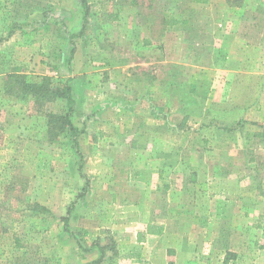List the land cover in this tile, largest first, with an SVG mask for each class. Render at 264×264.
I'll list each match as a JSON object with an SVG mask.
<instances>
[{
	"label": "rangeland",
	"instance_id": "374dc122",
	"mask_svg": "<svg viewBox=\"0 0 264 264\" xmlns=\"http://www.w3.org/2000/svg\"><path fill=\"white\" fill-rule=\"evenodd\" d=\"M86 1L0 0V264H264V0Z\"/></svg>",
	"mask_w": 264,
	"mask_h": 264
},
{
	"label": "trees",
	"instance_id": "16d2710c",
	"mask_svg": "<svg viewBox=\"0 0 264 264\" xmlns=\"http://www.w3.org/2000/svg\"><path fill=\"white\" fill-rule=\"evenodd\" d=\"M82 2V6L83 8L85 9V15H84V18H83V21H84V26L81 30V33L82 31L85 29V25L86 23L88 22V13H89V10H88V4H87V1L86 0H81ZM32 86L33 88H39L40 86L38 84H33V85H30ZM59 95L61 97H64L67 101V104L69 106V114L64 117V125L68 128L69 132H70V135L72 136L73 138V143L75 145V149L76 151L79 153V155L81 156V153H80V148H79V136H80V131L77 127L74 126V124L72 123L71 121V117H70V114L73 112L74 110V106H75V99L72 95V88L69 84H66L64 86V88L59 91ZM82 166L80 167L79 171H80V174L82 176V178L86 179L84 173H83V170H82ZM88 179H86V187H85V192L88 190ZM161 233V229L157 226H154V225H149V227L147 228V234H150V235H159ZM99 250H100V253H101V257L104 256V247H99ZM100 257V259H101ZM100 261H97L95 264L99 263Z\"/></svg>",
	"mask_w": 264,
	"mask_h": 264
},
{
	"label": "crops",
	"instance_id": "0c3cea01",
	"mask_svg": "<svg viewBox=\"0 0 264 264\" xmlns=\"http://www.w3.org/2000/svg\"><path fill=\"white\" fill-rule=\"evenodd\" d=\"M234 56V55H233ZM211 97H212V94H210ZM213 101L215 102H220L222 100V93L220 92H216L213 94ZM172 119V118H171ZM172 121V120H171ZM174 122L175 124V121H172ZM178 122V121H177ZM160 125V123H158ZM181 126H184L183 124H188V122L186 123H183V120L180 122ZM204 139V137H203ZM176 142V140L174 141ZM161 173V172H160ZM155 189H153L152 187H142L140 186L139 187V191H143L144 190H153L155 192H157L158 190H160L161 188H158L157 186L154 187ZM125 201H127L129 204H131V202L129 200H126L124 199ZM135 204H142L141 201L140 203L137 201L135 202ZM171 223V219H169L166 215L163 214V212L161 211H156L155 213H153L151 215V218L149 219V222L146 224V225H143L142 228H140L135 234H134V238L136 239V242H140L142 244H146L149 242H156L157 240L159 239H162L167 233H169L170 231V224ZM149 225H154V226H157L161 229V233L159 235H150V234H147V228L149 227Z\"/></svg>",
	"mask_w": 264,
	"mask_h": 264
}]
</instances>
